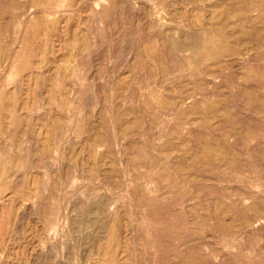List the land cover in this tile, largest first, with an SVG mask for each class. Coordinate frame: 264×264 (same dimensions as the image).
<instances>
[{
    "label": "rangeland",
    "instance_id": "374dc122",
    "mask_svg": "<svg viewBox=\"0 0 264 264\" xmlns=\"http://www.w3.org/2000/svg\"><path fill=\"white\" fill-rule=\"evenodd\" d=\"M7 1L0 264H264V0Z\"/></svg>",
    "mask_w": 264,
    "mask_h": 264
},
{
    "label": "bare ground",
    "instance_id": "6f19581e",
    "mask_svg": "<svg viewBox=\"0 0 264 264\" xmlns=\"http://www.w3.org/2000/svg\"><path fill=\"white\" fill-rule=\"evenodd\" d=\"M6 1H7V0H6ZM12 1L14 2V0H12ZM12 1H10V2L12 3ZM18 1H19V0H18ZM30 1H31V0H30ZM52 1H55V0H52ZM80 1H81V0H80ZM3 2H4V1H3ZM45 2H46V1H45ZM47 2H48V1H47ZM74 2H76V1H74ZM0 3H1V2H0ZM11 3H10V4H11ZM16 3H17V2H16ZM16 3H15V5H16ZM18 3H19V2H18ZM23 3H24V2H23ZM1 4H2V3H1ZM7 4L10 5V4H9V1H7ZM7 4H6V5H7ZM46 4H47V3H46ZM48 4H49V3H48ZM52 4H53V2H52ZM6 5H5V6H6ZM11 5L13 6V4H11ZM84 5H85V4H84ZM16 6H17V5H16ZM20 6H21V5H20ZM20 6H18L17 8H19ZM49 6H50V4H49ZM9 7H11V6H9ZM21 7H22V6H21ZM52 7H53V6H52ZM0 8H2V7H0ZM6 8H7V7H6ZM6 8H4V9H6ZM24 8H25V6H24ZM2 9H3V8H2ZM2 9H0V10H2ZM4 9H3V11H5ZM11 9H12V7L10 8V11H11ZM53 9H54V8H53ZM76 9H77V6H76ZM14 10H15V9H14ZM21 10H22V9H21ZM15 11H16V10H15ZM43 11H44V10H43ZM77 11H78V10H77ZM0 12H1V11H0ZM16 12H18V10H17ZM14 13H15V12H14ZM18 13H19V12H18ZM20 13H23V12H20ZM0 15H1V14H0ZM19 16H21V15H19ZM0 43H1V42H0ZM0 46H1V45H0ZM0 48H1V47H0ZM3 50H4V49H3ZM4 55H5V54H4ZM0 56H2V55H0ZM2 61H3V60H2ZM3 63H4V62H3ZM5 63H6V62H5ZM2 65H3V64H2ZM8 65H9V64H8ZM1 67H2V66H1ZM4 67H5V66H4ZM98 207H100V206H98Z\"/></svg>",
    "mask_w": 264,
    "mask_h": 264
}]
</instances>
